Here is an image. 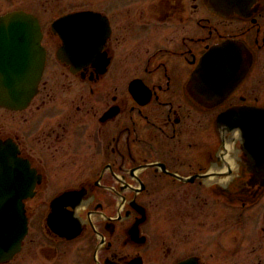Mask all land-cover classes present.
<instances>
[{
  "label": "flooded vegetation",
  "instance_id": "1",
  "mask_svg": "<svg viewBox=\"0 0 264 264\" xmlns=\"http://www.w3.org/2000/svg\"><path fill=\"white\" fill-rule=\"evenodd\" d=\"M213 1L86 0L50 22L29 11L45 61L25 105H0V141L33 189L0 264H264V186L248 182L263 156L242 119L264 114V0L242 13ZM81 11L86 44L66 50L51 23ZM224 43L248 64L231 91L202 69Z\"/></svg>",
  "mask_w": 264,
  "mask_h": 264
},
{
  "label": "water",
  "instance_id": "2",
  "mask_svg": "<svg viewBox=\"0 0 264 264\" xmlns=\"http://www.w3.org/2000/svg\"><path fill=\"white\" fill-rule=\"evenodd\" d=\"M244 1L230 0L231 12L241 13L240 5ZM250 1L253 3L255 0H246ZM88 19L86 12L68 14L55 20L51 28L63 39L66 50L72 44L80 48L86 44L84 38L87 36ZM41 37L40 25L33 15L13 11L0 16V105L21 107L35 93L45 59V52L40 44ZM241 61L240 48L227 43L218 45L204 57V79L208 76L213 81L215 78L229 79L231 91L247 72L248 64ZM192 81L193 84L196 83L195 75ZM207 83L205 82L204 93L209 95L211 91ZM242 119L246 126L244 139L247 151L263 156V162L258 159L253 162V165H258L263 170H249L248 182L263 187L264 114L262 116L259 110L248 109L242 114ZM251 159L254 160V157ZM26 166L7 143L0 141V261L9 258L19 249L26 230L20 199L31 195L33 189L32 173L25 170ZM20 178L26 181L23 187L19 185Z\"/></svg>",
  "mask_w": 264,
  "mask_h": 264
},
{
  "label": "rangeland",
  "instance_id": "3",
  "mask_svg": "<svg viewBox=\"0 0 264 264\" xmlns=\"http://www.w3.org/2000/svg\"><path fill=\"white\" fill-rule=\"evenodd\" d=\"M85 2L86 0H0V14L21 9L35 12L42 22H50L63 11Z\"/></svg>",
  "mask_w": 264,
  "mask_h": 264
},
{
  "label": "bare ground",
  "instance_id": "4",
  "mask_svg": "<svg viewBox=\"0 0 264 264\" xmlns=\"http://www.w3.org/2000/svg\"><path fill=\"white\" fill-rule=\"evenodd\" d=\"M226 148H227V149H231V148H232V145L229 144V145L226 146Z\"/></svg>",
  "mask_w": 264,
  "mask_h": 264
}]
</instances>
